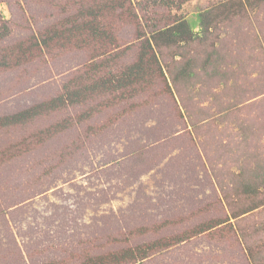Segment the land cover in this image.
<instances>
[{
    "label": "rangeland",
    "instance_id": "1",
    "mask_svg": "<svg viewBox=\"0 0 264 264\" xmlns=\"http://www.w3.org/2000/svg\"><path fill=\"white\" fill-rule=\"evenodd\" d=\"M256 2L0 0V264H264Z\"/></svg>",
    "mask_w": 264,
    "mask_h": 264
},
{
    "label": "trees",
    "instance_id": "2",
    "mask_svg": "<svg viewBox=\"0 0 264 264\" xmlns=\"http://www.w3.org/2000/svg\"><path fill=\"white\" fill-rule=\"evenodd\" d=\"M259 2H256L255 4L257 5L258 3L262 2L263 0H258ZM229 2L226 3H220L218 4L219 6L223 7L225 10V7L228 5ZM247 4H250L249 6L252 5V2H248ZM218 8V7H216ZM215 10V7H210V8H202L201 10H197L195 12V14L193 15V17L189 18H184L181 20H177L174 23H172L171 25H168L164 28H160V29H154L152 31L149 32V35L145 38V42L147 43L148 48L150 49V52L152 51L153 47L154 48H163L165 46H171V45H183V44H188L189 42H191L198 34V32H194V29L197 28L198 30H200V32L205 31L206 29H208L209 27V22H208V17L210 15V12L212 13V11ZM89 14V13H88ZM90 15L94 16V14L90 13ZM216 17L218 16V14L215 15ZM96 17V16H95ZM87 23L85 22L83 24V28L86 29L87 28ZM82 28V29H83ZM54 39V34L47 38V40H44L43 43L47 44V42L53 41ZM157 55V52H155ZM146 55L141 56V59L139 61L138 64L133 65L131 68H129L128 72L129 75L132 77H136L138 76L139 73L142 72V60L145 58ZM151 60H153L151 58ZM109 82L105 81L103 82V84L99 83V85L103 88H106V85ZM92 90L90 91H95L97 90V84H94L93 86H91ZM78 94V93H76ZM75 93L72 92H66V94H63L60 97H57V99L54 101L52 100L50 103L53 107L54 105H62L64 102L73 100V98H75L77 95ZM75 95V96H74ZM83 96V94L81 95V97ZM72 102V101H70ZM44 104L41 105L43 107H47L49 108V105ZM56 103V104H55ZM31 112V110H26L24 112H22L19 116V118L15 119V122H19L20 121V117H24L26 118L29 113ZM6 121V123L12 121L14 118H4ZM131 257H133V254L130 255ZM114 260L118 261V258H114ZM91 260L88 261L86 264H90Z\"/></svg>",
    "mask_w": 264,
    "mask_h": 264
}]
</instances>
